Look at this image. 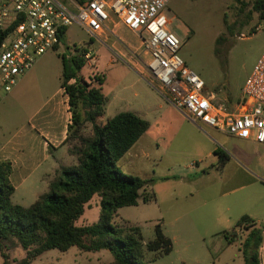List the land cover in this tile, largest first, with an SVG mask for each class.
I'll use <instances>...</instances> for the list:
<instances>
[{
    "label": "rangeland",
    "instance_id": "obj_1",
    "mask_svg": "<svg viewBox=\"0 0 264 264\" xmlns=\"http://www.w3.org/2000/svg\"><path fill=\"white\" fill-rule=\"evenodd\" d=\"M254 2L170 0L166 7L169 29L183 44L179 56L227 106L240 100L244 83L264 51V22L253 11ZM116 32L105 41L92 39L82 28L71 26L61 46L38 58L34 65L38 81L53 88L63 80V57L69 59L77 50H86L95 56V61L86 59L80 76L87 81L102 77L104 94H114L126 102L123 109L133 110L144 103L142 111L152 127L117 162V168L125 175L152 180L142 194L153 198L148 203L140 199L136 206L119 209L115 225L125 232L133 227L141 230L142 261L150 264H239L228 259L238 254L252 229L262 234L264 249L261 156L253 155L247 161L243 158L250 156L243 154L240 147L234 161L223 168L217 157H207L206 146L195 148L187 130L191 122L166 101L147 68L149 57L143 51L142 39L127 28H116ZM219 38L222 42L217 44ZM121 51L131 55L136 51L138 65L130 64ZM95 84L98 85L96 81ZM114 115L108 110L99 120L106 124ZM216 132L208 136L218 148L227 147L223 134ZM81 133L92 135L91 124ZM18 201L16 198L15 202ZM100 201L101 197L95 196L85 206L77 226L98 222ZM244 216L252 223L238 226ZM157 225L172 241L169 254L147 249L156 238ZM231 238L237 239L236 244L229 245ZM4 244L11 264L25 258L26 251L16 239ZM112 260L108 251L82 252L71 248L67 252H46L32 264H110Z\"/></svg>",
    "mask_w": 264,
    "mask_h": 264
},
{
    "label": "trees",
    "instance_id": "obj_2",
    "mask_svg": "<svg viewBox=\"0 0 264 264\" xmlns=\"http://www.w3.org/2000/svg\"><path fill=\"white\" fill-rule=\"evenodd\" d=\"M253 11L264 21V0H255ZM7 32L0 30V47ZM222 39L217 40L220 44ZM63 57L62 88L65 90L72 114L65 141L69 152L77 158V165L62 168L50 184L49 193L41 196L32 206L25 208L13 203L15 188L10 181L12 166L0 162V254L2 264H11L4 242L16 239L26 256L17 264H32L46 252H67L77 248L82 252L108 251L110 264H150L142 261L144 252L141 230L133 227L129 232L115 225L118 210L144 203L152 196L142 194L152 180L125 175L117 168L122 159L147 133L150 124L135 112H121L106 124L97 123L104 116L107 98L103 93L102 77L85 80L80 72L86 66V50ZM97 82V86L95 84ZM91 124L92 135L82 131ZM76 142L75 145L71 143ZM224 165L228 156L215 150ZM101 197L100 219L92 225L77 226L84 215L85 206L95 197ZM252 223L244 216L238 226ZM156 238L147 245L149 251L169 254L173 244L160 225L155 228ZM236 235V234H235ZM234 238L228 239L232 244ZM263 243L262 234L252 229L243 244L245 263L260 264L257 250ZM252 249V250H251Z\"/></svg>",
    "mask_w": 264,
    "mask_h": 264
},
{
    "label": "built area",
    "instance_id": "obj_3",
    "mask_svg": "<svg viewBox=\"0 0 264 264\" xmlns=\"http://www.w3.org/2000/svg\"><path fill=\"white\" fill-rule=\"evenodd\" d=\"M169 1L0 0V30L7 32L0 47V98L13 91L38 58L61 46L69 27L78 26L92 39H101L115 21L142 39L147 68L166 101L182 116L203 131L215 129L264 147V51L240 100L221 104L179 56L183 44L169 29ZM85 58L95 61L89 52Z\"/></svg>",
    "mask_w": 264,
    "mask_h": 264
},
{
    "label": "crops",
    "instance_id": "obj_4",
    "mask_svg": "<svg viewBox=\"0 0 264 264\" xmlns=\"http://www.w3.org/2000/svg\"><path fill=\"white\" fill-rule=\"evenodd\" d=\"M116 28L126 27L113 21L109 24L108 31L101 35V39L106 41L111 38V35L115 36ZM120 54L127 58L134 67L138 65L136 51L134 55L123 51ZM113 60L111 58L110 62ZM34 68L19 78L10 94L0 98V162L11 164L10 181L15 188L13 203L25 208L32 206L41 196L49 193L50 184L58 177L62 168L77 165V158L70 154V146L65 143L69 125L72 123V114L68 96L61 86L62 81L53 88H48L46 84L43 85L38 81L39 76ZM106 98L105 114L108 110L115 115L121 112H135L146 120L147 117H144L145 113L142 111L145 107L144 103L140 102V107L130 110L123 109L126 102L116 95L106 96ZM100 118L97 119L98 124H101ZM149 124L148 131L152 127L150 122ZM191 124L192 126L187 130L195 143V148L201 149L206 146L207 157L219 159L215 150L220 148L208 136V134L211 135L210 132L217 133V130L207 128L203 131L192 122ZM222 134L227 147L220 150L228 156L226 163L221 165L223 168L234 161L237 148L240 147L244 149L243 154L250 156L243 158L248 159L247 161H251L253 155H260L263 159L260 168H264V147L262 145L253 140H240L226 133ZM212 167L215 168V166ZM191 168L194 166L192 165ZM16 198L19 199L18 203L15 202ZM236 240L235 238L232 244H236ZM262 246L263 243L254 251L258 253L260 264H264ZM228 261L246 264L244 248L239 249L238 254L230 257Z\"/></svg>",
    "mask_w": 264,
    "mask_h": 264
}]
</instances>
